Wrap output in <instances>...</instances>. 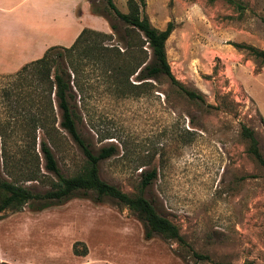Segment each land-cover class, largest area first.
<instances>
[{
    "label": "rangeland",
    "instance_id": "374dc122",
    "mask_svg": "<svg viewBox=\"0 0 264 264\" xmlns=\"http://www.w3.org/2000/svg\"><path fill=\"white\" fill-rule=\"evenodd\" d=\"M65 1L53 2L64 7ZM236 1L145 0L143 13L152 26L173 24L164 44L171 73L203 101L189 99L165 78L150 80L137 94L116 96L101 70L79 59L80 90L72 100L77 130L93 150L115 147L98 163V177L133 195L142 173L154 168L142 195L178 228L184 244L144 238L130 210L87 192L38 211L26 205L1 210L0 264H264V166L240 135L242 125L253 131L264 161V65L232 45L264 49V0ZM112 2L126 12V0ZM91 3L106 22L85 25L106 29L110 37L103 44L122 49L125 24L105 0ZM50 7L52 2L46 13ZM75 27L72 22V32ZM75 54L63 60L72 62ZM129 81L136 83L133 76ZM40 88L31 75L0 74V179L39 193L52 178L42 168L40 139L63 175L84 161L56 123L59 132L52 136L29 131V119L38 113L51 120ZM31 165L44 174L41 181L23 180Z\"/></svg>",
    "mask_w": 264,
    "mask_h": 264
},
{
    "label": "trees",
    "instance_id": "16d2710c",
    "mask_svg": "<svg viewBox=\"0 0 264 264\" xmlns=\"http://www.w3.org/2000/svg\"><path fill=\"white\" fill-rule=\"evenodd\" d=\"M225 1L237 3L236 0ZM88 2L94 14L104 15L103 11H98V8L93 6L91 0ZM105 3L126 26L123 34L119 36L123 41L122 49L115 45L103 44L110 34L82 28L69 46H49L39 58L23 64L14 72L16 76L27 74L35 78L37 85L41 86L39 91L43 92L51 111V120L46 118V114L41 115L40 113L37 117L30 118L29 131L34 132L36 128H39L43 136H52V130L64 131L84 157L82 166L71 175H63L57 167L47 142L40 139L39 152L42 158V168L52 174V178L48 181V188L41 193L33 192L15 180L0 179V211L6 207L17 210L24 205L31 210L38 211L60 204L70 197H85L87 192H92L95 201L107 197L130 210L141 223L144 238L148 239L153 235H158L164 240H174L184 244L178 228L166 217L157 213L151 201L142 195V190L155 177V169L151 168L142 173L136 194L130 195L121 191L115 185L98 177V163L111 156L115 152V147L100 146L93 150L76 127L78 116L72 100L75 97V90L78 93L80 90L77 82L81 65L79 64L80 58H84L86 63L101 70V75L106 78L110 90L116 96L127 93L137 94L144 89L145 85H150V80L157 81L159 78H165L170 85L176 87L189 99L203 101L200 93L186 88L170 71L164 44L173 29L172 22H166L162 29L152 26L143 13L145 0H126V12L119 11L112 0H105ZM109 28L113 31L117 30L113 22L109 23ZM232 45L236 49L245 51L257 63L264 65V49L244 43H232ZM73 53L78 54V56L75 54L77 56L75 60L72 62L69 59L63 60ZM130 76L134 77L136 83L129 81ZM50 95L58 110L57 121L52 112ZM207 106L212 107L209 104ZM55 123L58 129L55 128ZM240 135L247 139L248 152L264 166L253 131L242 125ZM23 175L24 181L39 182L44 177V174L39 173L38 168L34 169L32 165L28 166ZM75 244L76 242L72 245L74 254L78 253ZM195 255L199 258L204 257L199 254ZM243 264L253 263L244 262Z\"/></svg>",
    "mask_w": 264,
    "mask_h": 264
},
{
    "label": "crops",
    "instance_id": "0c3cea01",
    "mask_svg": "<svg viewBox=\"0 0 264 264\" xmlns=\"http://www.w3.org/2000/svg\"><path fill=\"white\" fill-rule=\"evenodd\" d=\"M53 1L0 0V74L15 72L49 46H69L82 28L106 32L85 25L86 20H104L91 11L88 0H66L64 7ZM49 2L52 7L46 13ZM72 22L76 25L73 32Z\"/></svg>",
    "mask_w": 264,
    "mask_h": 264
}]
</instances>
